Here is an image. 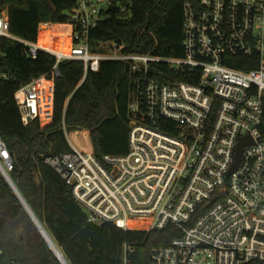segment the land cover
<instances>
[{"label":"built area","instance_id":"built-area-1","mask_svg":"<svg viewBox=\"0 0 264 264\" xmlns=\"http://www.w3.org/2000/svg\"><path fill=\"white\" fill-rule=\"evenodd\" d=\"M133 3L74 0L67 36L54 45L12 34L0 10V37L22 43L31 58H56L50 76L16 92L23 124L52 122L61 62H83L86 73L103 61L126 64L129 152L100 159L92 147L71 144L45 163L90 223L176 230L169 244L151 249L148 264H264V0L186 2L180 57L124 53L115 43L113 52L94 51L91 31L113 8L129 16ZM13 170L0 132V173L9 182ZM132 252L125 246L123 264ZM0 264L22 263L0 249Z\"/></svg>","mask_w":264,"mask_h":264},{"label":"trees","instance_id":"trees-1","mask_svg":"<svg viewBox=\"0 0 264 264\" xmlns=\"http://www.w3.org/2000/svg\"><path fill=\"white\" fill-rule=\"evenodd\" d=\"M195 1L134 0L129 16L113 8L91 31L93 50L103 51L99 45L110 42L124 53L183 56L184 5ZM73 8L74 0H0V10L8 12L10 32L32 42L39 40L41 24L69 23ZM53 24L43 27L40 38L54 45L67 36V26ZM55 64L56 58L48 53L31 58L22 43L0 37V132L14 162L11 179L67 264H123L125 246L133 250L130 264H148L151 249L169 244L176 230L147 233L90 223L70 187L45 163L46 156L71 150L66 131H88L100 159L129 152V67L103 61L98 72L86 73L83 62H61L52 122L42 126L36 120L26 126L15 94L33 79L50 76ZM79 136L91 148L88 133L75 134L74 140ZM22 209L18 194L0 173V249L22 264H62L34 225L22 233L18 225Z\"/></svg>","mask_w":264,"mask_h":264},{"label":"water","instance_id":"water-1","mask_svg":"<svg viewBox=\"0 0 264 264\" xmlns=\"http://www.w3.org/2000/svg\"><path fill=\"white\" fill-rule=\"evenodd\" d=\"M238 149H239L238 150V157H237V161H236V164L234 165V168L233 169H235L237 167V165L239 164L241 150H242V145H240V147ZM9 184L12 186V188L14 189V191L16 192V194H18V197H19V199H20V201H21V203L23 205V209H22L21 214L19 216V220L22 219V218H24V217L27 218V219H29L32 222V225H34L39 230V232L42 234V236L45 238V240L47 241V243L51 247V249L54 252V254L56 255V257L59 259V261L62 264H67L65 262V260L62 261V258H61L62 254H61V252L57 249L58 250V253L60 254L59 255L54 250L55 244L53 243V241L50 238V236L47 234L46 229H44V227L42 226V224L40 223V221L35 216L34 212L31 210V208H29V205L26 203V201L24 200V198L21 196L22 194L19 193V191L16 188V186H15L14 182L12 181L11 177H10Z\"/></svg>","mask_w":264,"mask_h":264},{"label":"rangeland","instance_id":"rangeland-1","mask_svg":"<svg viewBox=\"0 0 264 264\" xmlns=\"http://www.w3.org/2000/svg\"><path fill=\"white\" fill-rule=\"evenodd\" d=\"M43 24H45V23H43ZM43 24H41L40 25V28H39V38H40V36H41V30H42V26H43ZM64 31L65 32H67L68 31V28H65L64 29ZM41 39V38H40ZM99 48L100 49H102V48H104L106 51H108V52H113L114 50H115V48H114V46L112 45V43H109L108 45H106V46H103V45H99ZM49 122H46V121H42L41 122V124L43 125V126H46L47 124H48ZM76 132H78V131H76ZM81 132H83V131H81ZM71 133V132H70ZM73 135H75L74 134V132H72V134H70L69 135V137H68V140H69V142H70V144H73L74 146H77V147H86V148H88L89 147V144H88V140H86L85 138H84V136H79V138L77 139V141H75L74 140V138H73ZM18 225L20 226V227H22V233H25L27 230H29L28 228L29 227H31L32 226V222L29 220V219H27V218H22V219H20L19 221H18ZM10 232H13V231H10Z\"/></svg>","mask_w":264,"mask_h":264},{"label":"crops","instance_id":"crops-1","mask_svg":"<svg viewBox=\"0 0 264 264\" xmlns=\"http://www.w3.org/2000/svg\"><path fill=\"white\" fill-rule=\"evenodd\" d=\"M53 25H63V24H53ZM53 87H54V85H53ZM83 132H87L88 133L89 139H90V144H91V147L93 148V145H92V142H91V138H90V133L88 131H83Z\"/></svg>","mask_w":264,"mask_h":264},{"label":"bare ground","instance_id":"bare-ground-1","mask_svg":"<svg viewBox=\"0 0 264 264\" xmlns=\"http://www.w3.org/2000/svg\"><path fill=\"white\" fill-rule=\"evenodd\" d=\"M53 246H54V245H53ZM54 250L56 251L57 254H59V253H58V250H57V247L54 246ZM59 255H60V254H59ZM61 258H62V261H63L64 259H63L62 256H61Z\"/></svg>","mask_w":264,"mask_h":264}]
</instances>
